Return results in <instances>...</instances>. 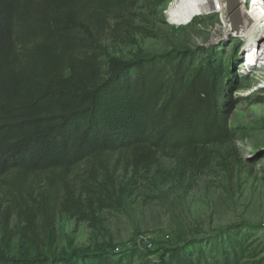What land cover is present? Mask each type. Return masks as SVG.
I'll return each instance as SVG.
<instances>
[{
  "label": "rangeland",
  "instance_id": "1",
  "mask_svg": "<svg viewBox=\"0 0 264 264\" xmlns=\"http://www.w3.org/2000/svg\"><path fill=\"white\" fill-rule=\"evenodd\" d=\"M218 4L151 0L122 19H92L87 26L105 66L109 58L131 62L186 54L194 76L214 56L235 84L229 121L234 138L194 153L160 155L147 168L109 156L63 180L36 176L2 189L1 252L17 259L114 254L133 250L144 238L147 245L136 251L139 262L150 255L162 260L169 250L176 256L220 245L228 250L242 237L244 264H264V76L239 71L241 42L225 32ZM32 211L38 214L34 225L19 216Z\"/></svg>",
  "mask_w": 264,
  "mask_h": 264
},
{
  "label": "trees",
  "instance_id": "2",
  "mask_svg": "<svg viewBox=\"0 0 264 264\" xmlns=\"http://www.w3.org/2000/svg\"><path fill=\"white\" fill-rule=\"evenodd\" d=\"M150 2L0 0V191L36 176L63 180L109 156L147 168L160 155L234 138L235 84L214 56L194 76L186 54L102 64L88 23L117 21ZM19 216L30 225L38 218ZM241 240L194 255L169 250L158 264H244ZM136 251L34 259L0 251V264H155L152 255L136 262Z\"/></svg>",
  "mask_w": 264,
  "mask_h": 264
},
{
  "label": "built area",
  "instance_id": "3",
  "mask_svg": "<svg viewBox=\"0 0 264 264\" xmlns=\"http://www.w3.org/2000/svg\"><path fill=\"white\" fill-rule=\"evenodd\" d=\"M239 3L249 13V20L242 22L238 33L229 28V34L241 42L240 59L244 62L239 64V71L259 72L264 76V0H239ZM142 243L147 245L146 239L136 240L133 248L140 249ZM152 262L158 264L160 260L154 258Z\"/></svg>",
  "mask_w": 264,
  "mask_h": 264
},
{
  "label": "water",
  "instance_id": "4",
  "mask_svg": "<svg viewBox=\"0 0 264 264\" xmlns=\"http://www.w3.org/2000/svg\"><path fill=\"white\" fill-rule=\"evenodd\" d=\"M226 1V8H227V15L230 21V28L231 31L234 33L239 32V28L242 24V12L243 9L239 3V0H225Z\"/></svg>",
  "mask_w": 264,
  "mask_h": 264
},
{
  "label": "bare ground",
  "instance_id": "5",
  "mask_svg": "<svg viewBox=\"0 0 264 264\" xmlns=\"http://www.w3.org/2000/svg\"><path fill=\"white\" fill-rule=\"evenodd\" d=\"M225 0H218V6L215 7L216 10H219L220 11V14L222 15L223 17V22H224V25H225V32L228 33L230 30V23H229V17L227 16V8H226V2H224ZM168 16H169V20L171 18V15L169 14L168 12ZM245 20H249V13L248 12H242V21H245ZM171 23V22H170ZM183 23V22H182ZM182 23H179V24H175L177 26L179 25H183ZM172 24V23H171ZM174 25V24H172ZM249 64V63H248ZM262 88H264V85H261Z\"/></svg>",
  "mask_w": 264,
  "mask_h": 264
}]
</instances>
